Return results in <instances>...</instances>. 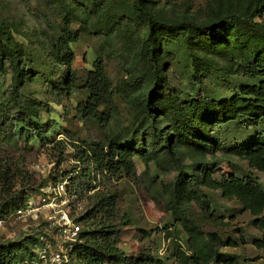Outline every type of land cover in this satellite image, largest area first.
Here are the masks:
<instances>
[{"label": "rangeland", "instance_id": "374dc122", "mask_svg": "<svg viewBox=\"0 0 264 264\" xmlns=\"http://www.w3.org/2000/svg\"><path fill=\"white\" fill-rule=\"evenodd\" d=\"M64 1L74 5L75 0ZM206 2L160 0L157 8L168 18L178 19L185 13L199 21L204 19ZM131 4L132 0H104L92 8L91 13L85 11L86 7L74 11L75 18L70 26L80 30V38L70 44L74 54L71 68L79 79L76 86L66 89L67 70L55 64L47 42L48 37L55 36L60 29L64 16L60 3L0 0V19L14 39L24 46L25 69L29 74L22 92L43 101L38 121L42 124L52 122L45 141L36 138L26 141L0 132V243H17L37 228L32 218H17L9 207L2 210L12 196L23 191L25 200L34 203L40 187L52 175L63 179L70 174L74 194L66 195L67 206L66 203L64 206L78 217L94 209L99 201L109 203L111 201L108 200L113 198V202L105 206L110 214L107 220L101 218L102 210L92 211L97 215L95 224L89 219L90 222L80 225L89 229L111 225L110 228L117 230L119 235L117 247L133 260L144 256L146 261L145 256L149 255L164 264H182L176 258L177 251L192 255L194 245H202L208 256L212 248L222 254L224 261L220 264H264V246L258 248L251 242L252 239L264 240V209L258 216H253L240 210L234 198H225L219 190L203 186L199 188L201 193L192 194L183 201L184 213L195 227L189 221L184 222L169 207L170 182L178 174V167L163 156V151L152 155L148 165L139 152L134 153L135 172L132 176L123 172L114 175L98 172L92 169L90 160L81 161L76 157L80 149H85L91 157V148L95 144H104L107 137H123L138 120L134 92L128 97L115 92L110 103L99 107L102 116L99 120L83 118L78 110V105L85 104L88 96L84 86L86 72L94 69L96 59L102 61L104 73L113 89L133 73V61L138 55L144 24ZM256 19L264 21V13ZM41 29H44V34H41ZM167 52L170 53L165 70L167 78L173 85L187 87L191 68L183 39H169ZM10 82L9 73H0V100ZM253 82L240 74L227 76L215 70L205 80L208 94L216 100L231 97L239 85ZM107 117L109 120L105 122ZM216 130L218 149L214 152L207 150L202 157L192 158L183 152L186 149L184 145H178L183 153L181 169L184 174L197 173L196 168L200 165L204 170H211L216 179L231 173L254 175L264 188V172L251 168L245 158L233 151L250 141L255 133L264 134V119L253 128L239 129L228 122L216 126ZM87 166L91 173L88 178H81L78 173ZM36 216L40 221L45 220L43 211ZM241 237L247 242L242 243ZM228 239L235 241L236 245H227ZM10 259L7 264H17ZM210 261L207 263L212 264Z\"/></svg>", "mask_w": 264, "mask_h": 264}, {"label": "trees", "instance_id": "16d2710c", "mask_svg": "<svg viewBox=\"0 0 264 264\" xmlns=\"http://www.w3.org/2000/svg\"><path fill=\"white\" fill-rule=\"evenodd\" d=\"M48 1L60 3L64 12L59 31L55 36L48 37L47 42L51 46L50 54L55 64L66 68L65 86L71 89L79 79L71 68L74 54L70 44L80 38V30L70 26L75 18L74 11L86 7L85 11L91 13L92 8L104 0H75L74 5L64 0ZM159 1L132 0L133 11L144 24L138 55L133 61V73L119 81L113 89L104 73L102 61L96 59L94 69L86 72V102L78 105L79 115L83 118L99 120L102 118L99 107L110 103L115 92L127 97L134 92L138 106L135 126L119 139L107 137L104 144H95L91 148V157L85 149H80L76 157L81 161L90 160L92 169L98 172L113 175L123 172L126 176H132L135 172L134 153L139 152L148 165L152 155L160 150L178 167V174L170 182L169 207L173 214L181 216L179 219L189 221L194 226L184 213L183 201L192 194L201 193L199 188L203 186L219 190L225 198H234L240 210L258 216L264 209V188L258 177L231 173L216 179L211 170H204L200 165L196 168L197 173L184 174L181 169L183 153L178 145H184L186 149L183 152L192 158L202 157L207 150L214 152L219 147L216 126L232 122L239 129H247L259 126L263 121L264 21L256 18L264 13V0H207L204 19L199 21L185 13L178 19L168 18L157 8ZM44 32L41 29V34ZM177 37L183 39L188 53L191 79L187 87L173 85L165 74L170 57L167 44L169 39ZM23 48V44L14 39L0 19V73L11 76L10 87L0 100V132L26 141L34 138L45 141L52 122L40 123L39 108L44 105L43 101L22 92L29 74L25 69ZM212 70L227 76L240 74L254 82L239 85L233 96L216 100L208 94L205 84ZM108 117L105 122L109 120ZM233 151L245 158L251 168L264 172L263 133H255L250 141ZM90 171L87 166L78 175L88 178ZM51 178L56 179L57 176L52 175ZM113 200L109 199V203L99 201L94 209L78 216L77 220L85 223L90 219L95 224L97 215L93 212L101 210V218L107 220L110 214L105 206H109ZM25 201V192L19 191L5 203L2 210L4 207L14 210ZM110 227L98 225L90 229L82 228L81 242L71 253V264H164L149 255L145 256L146 261L144 256L136 260L127 256L117 247V230ZM36 239V235L32 234L25 235L17 243H0V264H7L9 257L17 264L32 257ZM240 239L242 243L247 242L243 237ZM251 242L258 248L264 246L262 239H252ZM226 244L235 246L236 242L228 239ZM194 247L192 255L177 251L176 258L182 264H208L209 259L212 264L224 261L215 248L210 249L208 256L202 245Z\"/></svg>", "mask_w": 264, "mask_h": 264}, {"label": "built area", "instance_id": "2783aa9c", "mask_svg": "<svg viewBox=\"0 0 264 264\" xmlns=\"http://www.w3.org/2000/svg\"><path fill=\"white\" fill-rule=\"evenodd\" d=\"M70 174L63 179H50L40 187V193L36 202L26 201L23 205L13 210L17 218L29 217L36 230L27 235H36L34 254L20 264H71L72 251L81 242V225L77 217L71 214L70 208L64 204L67 194L70 196L74 188H71ZM67 206V203H66ZM39 211L45 213V220L37 218ZM36 216V217H35Z\"/></svg>", "mask_w": 264, "mask_h": 264}]
</instances>
